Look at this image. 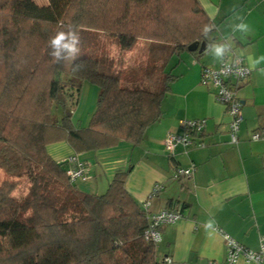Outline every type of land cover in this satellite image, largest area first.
Instances as JSON below:
<instances>
[{
    "label": "trees",
    "instance_id": "obj_1",
    "mask_svg": "<svg viewBox=\"0 0 264 264\" xmlns=\"http://www.w3.org/2000/svg\"><path fill=\"white\" fill-rule=\"evenodd\" d=\"M0 21V167L29 181L18 200L13 181L0 183V264H164L156 243L143 238L148 217L125 189L127 170L103 193H86L47 145L65 141L76 155L138 143L160 117L175 77L170 59L192 42L208 43L212 24L199 1L0 0ZM59 31L79 34L74 54L53 55L49 41ZM94 31L124 51L146 39L141 77L149 85L135 69L121 74L107 55L88 52ZM83 83L98 92L78 127L72 111Z\"/></svg>",
    "mask_w": 264,
    "mask_h": 264
},
{
    "label": "crops",
    "instance_id": "obj_2",
    "mask_svg": "<svg viewBox=\"0 0 264 264\" xmlns=\"http://www.w3.org/2000/svg\"><path fill=\"white\" fill-rule=\"evenodd\" d=\"M198 1L212 24L206 48L213 43L214 49L173 56L167 67L175 77L160 102L159 119L134 145L121 140L76 154L87 170L85 180L75 181L81 191L98 194L114 173L127 170L125 189L147 217L162 208L181 210L180 219L159 227L156 243L157 259L168 256L171 264L222 262L226 247L216 228L252 250L264 233V137H251L264 134V0ZM218 47L223 48L220 55ZM222 58H241L250 69L237 88L242 119L234 144L229 143L225 106L215 100L211 85L200 82L202 66L217 67ZM97 92L96 86L82 84L72 113L76 126L86 125ZM189 119H204L202 132L191 133L193 144L168 151L165 136L181 133L180 122ZM47 150L61 161L74 153L65 141L50 143ZM191 165V175L174 177L176 168ZM235 264L254 263L239 257Z\"/></svg>",
    "mask_w": 264,
    "mask_h": 264
},
{
    "label": "built area",
    "instance_id": "obj_3",
    "mask_svg": "<svg viewBox=\"0 0 264 264\" xmlns=\"http://www.w3.org/2000/svg\"><path fill=\"white\" fill-rule=\"evenodd\" d=\"M249 75L250 69L242 62L241 58H222L217 67L202 66L200 71V82L209 84L214 88L215 100L225 106L226 112L230 116L227 133L229 143L232 144L237 142V130L242 119L241 101L237 95V88L248 80ZM204 123V119L182 120L180 126L183 131L181 133H168L163 140L164 147L168 151H172L176 145L189 146L193 144L191 133L202 132ZM251 137L258 139L264 137V134L254 132ZM199 144L203 145V142ZM64 161L68 163L65 173L71 182L87 178L86 164L79 161L75 154L68 155L64 158ZM193 169V165L188 168H176L174 177L191 175ZM144 205L146 206V203ZM181 217L182 213L178 209H160L148 217L147 226L142 234L143 238L157 243L160 240L159 227L163 224L175 222ZM216 230L223 238L226 255L222 262L208 260L207 264H235L239 257H243L245 261L264 264V233L260 235L258 248L252 250L237 242L221 228H216ZM162 262L171 264L168 256L162 258Z\"/></svg>",
    "mask_w": 264,
    "mask_h": 264
},
{
    "label": "rangeland",
    "instance_id": "obj_4",
    "mask_svg": "<svg viewBox=\"0 0 264 264\" xmlns=\"http://www.w3.org/2000/svg\"><path fill=\"white\" fill-rule=\"evenodd\" d=\"M33 1L39 5L47 3V0H33ZM146 41L147 40L144 38H138L134 46L130 50L124 51V50H119L113 38L108 36V34L101 31H94L93 38L90 40V42L88 41L87 49L88 52H91L92 54H95L97 56H99L101 53L107 55L112 60V66L114 70H118L121 74H125V72L130 69H135L136 72L135 76H138L139 79L143 81L144 84L149 85L148 81L145 78L141 77L142 69H143L142 66L145 63V58L147 54ZM213 49H214V45L213 43H211L205 49L204 54L212 52ZM173 58L174 57L170 59L169 65L171 64ZM52 112L58 118V112H59L58 107L53 105ZM72 120L75 123L73 114H72ZM5 180L13 181L15 183L14 187L10 192V195L16 200L22 198L26 194L29 188V181L25 175H20V176L11 175L0 167V183ZM104 191L105 190H102V192L99 193H103ZM240 258L243 261H245L243 257ZM250 262L257 264L254 261H250Z\"/></svg>",
    "mask_w": 264,
    "mask_h": 264
},
{
    "label": "clouds",
    "instance_id": "obj_5",
    "mask_svg": "<svg viewBox=\"0 0 264 264\" xmlns=\"http://www.w3.org/2000/svg\"><path fill=\"white\" fill-rule=\"evenodd\" d=\"M240 27L245 28L246 26L240 25ZM49 42L56 49V52L53 53L56 57L60 56L61 51H67L71 55L77 51V45L80 43V36L72 32L65 33L64 31H59ZM216 52L218 55L222 54L223 48L218 47Z\"/></svg>",
    "mask_w": 264,
    "mask_h": 264
},
{
    "label": "water",
    "instance_id": "obj_6",
    "mask_svg": "<svg viewBox=\"0 0 264 264\" xmlns=\"http://www.w3.org/2000/svg\"><path fill=\"white\" fill-rule=\"evenodd\" d=\"M206 48V43L205 41H201L200 43L197 42H192L187 45V50L188 51H197L198 53L202 52Z\"/></svg>",
    "mask_w": 264,
    "mask_h": 264
}]
</instances>
